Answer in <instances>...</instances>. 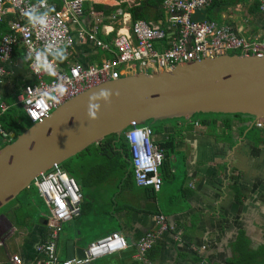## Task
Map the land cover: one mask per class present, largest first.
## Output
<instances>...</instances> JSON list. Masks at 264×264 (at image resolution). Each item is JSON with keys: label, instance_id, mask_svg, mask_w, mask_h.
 Returning <instances> with one entry per match:
<instances>
[{"label": "crops", "instance_id": "crops-1", "mask_svg": "<svg viewBox=\"0 0 264 264\" xmlns=\"http://www.w3.org/2000/svg\"><path fill=\"white\" fill-rule=\"evenodd\" d=\"M226 2L230 4L228 8L220 5L214 9L212 21L239 27L247 37L261 32L264 16L250 0ZM96 5L113 10H97ZM137 8L149 14L143 20L174 30L167 23L163 0L153 5L147 0H97L85 6L83 19L90 27L98 26L100 39L109 40L118 32H130L135 22L132 11ZM198 16L195 14L194 18L199 20ZM8 30L7 23L0 22V40ZM110 56L87 42L76 46L73 58L95 64ZM68 59L74 60H63ZM8 68L10 75L0 85V95L12 106L24 85L31 82L20 49ZM256 121L259 120L234 117L229 123L216 120L215 125L187 120L174 125L176 128L168 124L163 133H156L155 139L166 140L174 134L176 152L184 154L180 157L182 167L174 166L175 154L170 156L175 190L166 186L165 180L157 193L138 187L131 172L132 183L127 175L128 179L118 185V196L115 191L113 197L102 194V200L93 206L84 201L81 215L63 224L59 258L64 254L67 260L69 240L86 250L107 234L120 232L131 238L133 250L100 258L92 264H264V121L260 120V126H256ZM178 171L182 178L177 176ZM119 182L102 183L117 187ZM161 192L165 207L158 199ZM14 201L0 211V264H13L12 255H19L22 264H43L37 248L47 239L45 215L31 208L30 202L24 205ZM158 215L166 216L168 230L158 234L155 247L141 262L136 245L147 233L156 232Z\"/></svg>", "mask_w": 264, "mask_h": 264}, {"label": "built area", "instance_id": "built-area-1", "mask_svg": "<svg viewBox=\"0 0 264 264\" xmlns=\"http://www.w3.org/2000/svg\"><path fill=\"white\" fill-rule=\"evenodd\" d=\"M96 1L0 0V22H6L9 27L0 40V61L3 63L0 85L10 75L8 65L20 49L31 82L24 85L12 106L21 107L32 124L44 121L65 101L94 85L137 72L171 70L178 64L230 55L229 52L238 56L264 55V24L258 35L247 37L239 27L230 28L215 21L194 18L214 0H163L167 23L173 25L174 30L141 19L131 25L130 32H118L109 40L100 39L98 26L90 27L83 19L85 5ZM250 2L264 16V0ZM25 12H31L35 20L30 22ZM87 42L111 56L95 64L75 60L76 46ZM63 54L74 60L65 62ZM12 106L0 95V135L7 139L10 134L4 131L1 118ZM255 124L260 126L261 121ZM155 136L151 126L137 123L125 133L136 184L157 193L164 185L160 169L165 154ZM33 184L52 214L48 238L37 248L43 264H92L99 258L127 249L126 236L114 232L92 242L84 258L61 261L58 253L61 224L80 216L83 193L61 165H55ZM156 220V232L146 234L137 243L140 261L156 243L158 234L168 230L165 215H158ZM11 260L13 264H22L19 255H12Z\"/></svg>", "mask_w": 264, "mask_h": 264}, {"label": "water", "instance_id": "water-1", "mask_svg": "<svg viewBox=\"0 0 264 264\" xmlns=\"http://www.w3.org/2000/svg\"><path fill=\"white\" fill-rule=\"evenodd\" d=\"M195 112H240L264 121V55H216L171 70L137 72L75 95L44 121L12 133L14 142L0 149V211L55 165L108 137L121 138L134 123L191 119ZM127 243L129 253L131 238ZM85 251L67 242V260L84 258Z\"/></svg>", "mask_w": 264, "mask_h": 264}, {"label": "rangeland", "instance_id": "rangeland-1", "mask_svg": "<svg viewBox=\"0 0 264 264\" xmlns=\"http://www.w3.org/2000/svg\"><path fill=\"white\" fill-rule=\"evenodd\" d=\"M227 3V2H225ZM223 4V7L228 8L230 5L229 3ZM199 14V12H197ZM204 16V15H202ZM205 19L204 17L199 18V20ZM250 36V35H248ZM230 55L233 54V52H229ZM151 73V72H150ZM19 108V111H15V115L17 114L19 117L23 116V119H26L25 115L21 113L22 108L21 107H16ZM209 115H215L216 114H202L198 113L197 115L194 116V119H202L206 118ZM217 120L221 118H216ZM233 118L230 117L229 120H232ZM241 119L240 117H237V120ZM159 121V122H158ZM180 121H183L182 119H164V120H149L142 125H150L152 126L155 130L160 129V127H163L165 130V127L169 124L170 126H174L178 124ZM189 121V120H188ZM26 122L23 121V126H25ZM27 125V124H26ZM163 133V132H159ZM122 140L125 141V134L122 135ZM121 138L116 137L114 141H116V147H112L113 150H107L106 152L102 153V150L99 148L101 147L100 145L97 147H93L88 150L87 152H84L81 157L77 159V157L72 158L70 161H68L64 168L71 170L73 173L74 178L76 179L77 183L81 187L83 194H84V201L88 205H95L94 203L96 201L102 200V194L105 197H113V193L115 191V195L118 196V188L124 180L128 179L127 175H129V168H128V162L126 160V157H124L122 150L123 148L121 147ZM3 142H10L9 139L3 137H0V148L3 147L4 143ZM94 146V145H93ZM184 154H175V157L177 160L173 161L174 166H180L182 167L183 163L181 161L180 157H183ZM178 169V168H177ZM162 171V170H161ZM182 172H177V176L179 178L181 177ZM120 180V182L117 184V187H111L109 184L110 183H102L104 181L110 182V181H117ZM129 180H131V183L133 181V177L130 176ZM165 184L168 187H171L175 190L176 184L174 180H165ZM158 199L159 202H161V206L165 205L164 199L162 192L158 194ZM16 201H19L21 204L23 203L24 205L30 202V207L31 208H36L41 214L45 215L48 217L50 215V211L47 206L44 205L43 203V198L40 197L37 187L35 185H32L29 189L23 191L19 197L16 199ZM123 201V200H122ZM15 202V201H14ZM9 205V204H8ZM7 205V206H8ZM27 206V205H26ZM7 208V207H6ZM157 225V223H156ZM65 237L62 238V241L64 242ZM84 243L83 245H85ZM60 253V249H59ZM64 258L65 260V255L60 254V258ZM63 260V259H61ZM63 260V261H64Z\"/></svg>", "mask_w": 264, "mask_h": 264}, {"label": "trees", "instance_id": "trees-1", "mask_svg": "<svg viewBox=\"0 0 264 264\" xmlns=\"http://www.w3.org/2000/svg\"><path fill=\"white\" fill-rule=\"evenodd\" d=\"M149 3H152L153 4H160L162 3V0H147ZM226 2V0L224 1H220V0H214L211 5H209L206 9H204L202 12H199V18H202L204 17L205 19L207 20H213V17H214V9L218 8L220 5H223L224 3ZM90 3H87L85 6H88ZM95 8L97 10H100V9H103V10H110L112 11L113 8H109L107 9V7H103V6H100V5H96ZM256 8V7H255ZM143 10V8H137V10H133L132 11V17L134 19V21L136 20H139V19H148L147 16L149 15L148 12H141ZM198 14L196 13V16ZM204 15V16H202ZM195 16V15H194ZM155 19H158V16L155 18ZM148 21V20H147ZM7 28V27H6ZM9 31V30H8ZM7 31V32H8ZM6 32V33H7ZM16 107H19V106H13L2 118H1V123H2V127L4 129L5 132L9 133L10 134V137H8V139L11 138V134L12 133H15L16 135H20L21 133H23L27 128H30L32 126V123L30 122V120L28 119V117L26 116L25 112L21 111V113H23L26 117V119H23V116L22 117H19L17 114L15 115V111H19V108H16ZM198 113H202V114H209V113H203V112H195L193 113L192 115V118L191 119H184V118H172L173 120H177V119H182V120H189V121H193L194 123H202V124H213L215 125L216 124V118H221L223 119V121H225V123H229V119L230 117L234 118V117H240V118H243V119H248L250 118L251 116L250 115H247V114H243V113H240V112H233V113H217V112H210V114H216L218 116H215V115H209L207 116L206 118H202V119H194V116L197 115ZM23 121L26 122L25 126H23ZM159 122V121H158ZM150 126V125H149ZM152 127V126H151ZM153 128V127H152ZM174 128H176V126H174ZM154 129V128H153ZM182 129H185V126L182 127ZM177 134L178 132H180V128L177 129ZM155 131V134L156 133H159L160 131L161 132H164V129L163 127H160V129H154ZM0 137L2 138L3 140V136L0 135ZM117 136H111V137H108L107 139H105L104 141L100 142L99 144H96L94 146H92L91 148L93 147H97V146H101L99 147L101 150H102V153L103 152H106L107 150H113V139H115ZM124 140H122L121 138V147L123 148V155L124 157H126V160L128 162V168H129V176H131V172L132 169H131V155H130V151H129V145L126 141V138H124ZM15 139H10V142H3L4 146L8 145L9 143H12L14 142ZM158 144L160 145L161 149L164 151V154H165V160L163 161L162 163V166H161V173L163 174V178L164 180H171L173 177H174V174L171 172V168H170V165H171V161H170V156L172 154H177L176 152V146H175V136L174 134H170L168 139L166 140H160V141H157ZM115 147L117 148V146L115 145ZM91 148H88L87 150H85L84 152H87L88 150L90 151ZM82 152L81 154H79L77 157V159L79 157H81L83 155ZM66 164V163H65ZM65 164L62 165V168L72 177L73 176V173L71 170H68L66 168H64ZM157 211H155L156 213ZM110 234V233H109Z\"/></svg>", "mask_w": 264, "mask_h": 264}, {"label": "clouds", "instance_id": "clouds-1", "mask_svg": "<svg viewBox=\"0 0 264 264\" xmlns=\"http://www.w3.org/2000/svg\"><path fill=\"white\" fill-rule=\"evenodd\" d=\"M25 15L28 17V19H29V21L30 22H33L34 20H35V17L33 16V14L31 13V12H25ZM41 23H44V21L43 20H41ZM38 59H39V57H38ZM61 92H63V89L61 88ZM45 96H47V93H45L44 94ZM102 95H107V93H102ZM54 99V98H53ZM4 100V99H3ZM90 115H92L93 116V118L95 117V113H94V111L93 112H90ZM127 132V131H126ZM99 144V143H98ZM1 149V148H0ZM62 166V165H61ZM74 178V177H73ZM75 179V178H74ZM76 180V179H75ZM34 185V184H33ZM79 185V184H78ZM80 187V186H79ZM80 189H81V187H80ZM81 191H82V189H81ZM83 193V192H82ZM84 197V196H83ZM45 202V201H44ZM45 204H46V202H45ZM83 204H84V199H83V203H82V210H83ZM46 206L48 207V205L46 204ZM48 209H49V207H48ZM49 211H50V209H49ZM82 213V212H81ZM81 215V214H80ZM51 216H52V214H51V212H50V215L48 216V217H46L45 216V220H46V226H47V236H48V232H49V224H50V218H51ZM79 217V216H78ZM75 218H77V217H75ZM74 218V219H75ZM73 219V220H74ZM72 221V220H71ZM68 222H70V221H68ZM64 223H67V222H64ZM64 223H62L61 224V227H62V232H63V224ZM157 230V229H156ZM62 232H61V234H62ZM112 233H114V232H112ZM150 233V232H149ZM61 234H60V236H61ZM111 234V233H110ZM148 234V233H147ZM108 235V234H107ZM60 236H59V240H58V243H59V241H60ZM146 236V235H145ZM144 236V237H145ZM48 238V237H47ZM47 240V239H46ZM126 241H127V237H126ZM157 241H158V239H157ZM156 241V242H157ZM43 242H45V241H43ZM42 242V243H43ZM41 243V244H42ZM127 245H128V243H127ZM155 245H156V243L153 245V247L147 252V254L145 255V257H144V260H142L141 262H144L145 260H146V258H147V256L149 255V253H150V251L155 247ZM90 246V245H89ZM136 247H137V245H136ZM129 248V245H128V247H127V249ZM88 249V248H87ZM87 249H86V251H87ZM127 249H125L124 251H126ZM86 251H85V255H86ZM124 251H120V252H124ZM120 252H117V253H120ZM59 253V252H58ZM117 253H111V254H109V255H106V256H104V257H107V256H112V255H114V254H117ZM137 257H138V250H137ZM103 258V257H102ZM78 259H80V258H78ZM100 259V258H99ZM138 259V258H137ZM139 260V259H138ZM61 261H63V260H61ZM64 261H70V260H64ZM140 261V260H139ZM43 263V262H42Z\"/></svg>", "mask_w": 264, "mask_h": 264}]
</instances>
